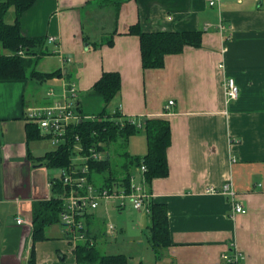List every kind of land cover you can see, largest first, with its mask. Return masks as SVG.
Returning a JSON list of instances; mask_svg holds the SVG:
<instances>
[{"label": "crops", "instance_id": "1", "mask_svg": "<svg viewBox=\"0 0 264 264\" xmlns=\"http://www.w3.org/2000/svg\"><path fill=\"white\" fill-rule=\"evenodd\" d=\"M15 18L16 12L6 21ZM137 23L146 31L202 29V44L185 45L167 54L162 67L145 68L140 36L129 32ZM21 30L45 38L38 48L45 53L31 57L29 74L33 68L59 74L0 80V264H29L33 245L36 264H86L77 261V245L61 220L46 227L45 239L33 241L34 202L49 199L59 177L39 161L55 147L42 148L43 136L28 138L25 115L29 106L53 103L70 83L78 86L80 102L105 71L122 79L110 112L118 109L139 123L165 118L171 125L169 174L145 187L151 201L166 205L172 243L160 256L153 247L146 258L130 256L128 264H224L222 255L233 245L243 252V264H264V0H37L23 13ZM112 35V45L91 47ZM229 76L240 88L231 101ZM51 88L55 95L48 94ZM147 150L148 142L142 154ZM228 181L246 212H235L230 196L208 191ZM132 205L103 201L88 215L89 235L101 251L108 253L109 224L126 233L117 218L137 209ZM150 213L133 212L149 240ZM24 246L22 263L15 251Z\"/></svg>", "mask_w": 264, "mask_h": 264}, {"label": "trees", "instance_id": "2", "mask_svg": "<svg viewBox=\"0 0 264 264\" xmlns=\"http://www.w3.org/2000/svg\"><path fill=\"white\" fill-rule=\"evenodd\" d=\"M36 1L0 0V45L4 51L10 52L0 53V80L24 78L30 74L41 77L59 74V71L44 74L37 72L34 68L29 74V69L35 62V59L31 57L35 54L45 53L38 50L45 42L44 37L28 36L23 34L21 30L23 13ZM11 6L15 7L16 18L14 22L9 23L5 16ZM129 32L140 36L142 63L145 68L162 67L167 54L179 53L185 45L199 47L203 38L202 29L146 31L142 29L139 23L132 25ZM105 43L112 45L114 43L113 35L105 41L91 42L90 45L97 48ZM20 48L25 50L27 56L18 54ZM121 86L122 79L119 72H103L101 78L84 96L86 101L89 98H98L101 101V108L97 113L85 112L82 107L83 100H81L79 109L89 117L71 129L72 134L77 133L80 137V143L84 148L83 154L90 153L89 149L92 146H96L97 150L105 152L103 158L90 157L85 162L88 165L86 173L88 180L102 188L112 189L116 185L129 187L132 169L141 164L147 166L145 177L149 184L155 177H164L169 174L167 150L171 144L170 122L165 118H145L142 127H140L127 121V118L123 117L118 109L110 112L108 105L120 92ZM26 128L29 139L42 137L40 128L35 122L28 120ZM140 130H143L147 135V152L144 155H133L129 151L122 152L121 164L115 163L110 150L112 144L119 142V140H128L131 135ZM73 139L47 151L39 157V161L52 167L69 168L73 164L72 147L76 142ZM97 175H103L102 179H99ZM69 189V186H66L62 179L55 178L52 183V196L49 199L34 202L32 210L34 243L47 237L45 231L48 225L60 221L63 206L62 195ZM150 212L152 218L150 241L160 256V249L166 248L172 243L167 208L164 203L151 201ZM75 251L79 263L128 264L127 255L105 253L97 247L95 242L93 244L80 242ZM29 264H36L34 245L31 249Z\"/></svg>", "mask_w": 264, "mask_h": 264}, {"label": "built area", "instance_id": "3", "mask_svg": "<svg viewBox=\"0 0 264 264\" xmlns=\"http://www.w3.org/2000/svg\"><path fill=\"white\" fill-rule=\"evenodd\" d=\"M221 1L208 0V3L210 5H218ZM53 39L54 37H50V40ZM1 52H3V48L0 45ZM18 54L24 57L27 56L23 48L18 50ZM220 66L222 67L223 63ZM225 86L228 101L238 99L240 88L236 79L232 76L227 77ZM48 94L55 95V90L51 88ZM78 100V86L75 83H70L53 103L43 106H29L25 115L27 120L35 122L39 126L42 136L48 138L55 147L69 142L73 138L76 141L72 147L73 164L69 168L51 167L55 169L57 177L62 179L64 184L70 188L62 195L63 206L60 220L65 228L67 238L72 242L74 247L80 242H89L90 244L95 242V238L89 235L86 220L92 210L97 209L101 202L114 200L124 203L129 199L135 208L150 212L151 198L153 196L145 187V172L147 171L145 164L138 165L132 169L129 187L126 185H116L112 189L107 187L102 188L88 180L86 176L88 165L85 162L90 157L101 159L104 157L105 152L97 150L96 146H92L89 149L90 153L83 154L82 150L84 148L80 143L79 135L71 133L73 127L79 125L84 119L89 117L80 111ZM173 103L174 100L169 101V105ZM127 121L137 126H142V123L136 122L133 119L127 118ZM99 144L101 145V143ZM208 191L214 193L221 192L230 196L235 212L243 213L247 211L243 203L238 200V192L230 181L225 183L221 189L210 187ZM17 221L23 223L25 219L22 216H18ZM114 230L115 226L109 224L108 232L112 233ZM244 258L243 252L238 250L234 245L230 251L222 255L224 264H243Z\"/></svg>", "mask_w": 264, "mask_h": 264}, {"label": "rangeland", "instance_id": "4", "mask_svg": "<svg viewBox=\"0 0 264 264\" xmlns=\"http://www.w3.org/2000/svg\"><path fill=\"white\" fill-rule=\"evenodd\" d=\"M14 15H15V10L14 8H11L6 13L5 19L8 20L14 17ZM82 100H83L82 107L84 108L85 112L97 113L98 110L101 108V101L98 98H89L87 101L85 100V98L84 99L82 98ZM136 134L137 135H131L128 140H119V142L112 144V147L110 149L111 156L113 161L118 165H120L122 162V156H121L122 152L129 151L131 152V154L133 153L135 155H138L136 153H140V154L144 153L143 151L146 148L147 135L143 130ZM43 138L38 140L42 148L51 149L55 147L54 144L49 139L47 138L43 139ZM103 175H97V177L99 179H102ZM127 201L131 202L129 199H127ZM115 208L113 207V211H115L116 214H119V211H117ZM129 210L130 208L125 209L123 211L124 214L118 215L117 218V222L122 224L127 229L126 233L119 234V231L115 227L113 233L112 234L109 233L111 236H109V241L106 250L108 253L112 252L116 254H120V253L126 254L128 258H130V256H134L135 258H137L140 255L146 258L147 255H150L151 252L154 251L152 243H150L151 241L149 240V236H148L149 232L146 233L140 232L141 228L139 229L137 228L138 226L137 216L133 215V212H135V210L137 211V209H132L134 210L132 211V213ZM111 213L113 214L112 209H110V214ZM111 216H108L109 217L108 220L114 221ZM13 217H14L13 215L10 217V220L12 222L14 221ZM113 226L115 225L113 224ZM106 250L104 249V251ZM15 253L17 260L20 259V261H22L23 263V259L27 255L25 246L20 247L18 251H15Z\"/></svg>", "mask_w": 264, "mask_h": 264}]
</instances>
